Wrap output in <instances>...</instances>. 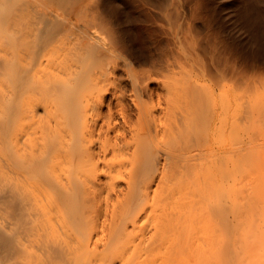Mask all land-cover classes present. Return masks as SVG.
Instances as JSON below:
<instances>
[{
	"label": "bare ground",
	"instance_id": "1",
	"mask_svg": "<svg viewBox=\"0 0 264 264\" xmlns=\"http://www.w3.org/2000/svg\"><path fill=\"white\" fill-rule=\"evenodd\" d=\"M173 5L0 0V264H264V9Z\"/></svg>",
	"mask_w": 264,
	"mask_h": 264
},
{
	"label": "rangeland",
	"instance_id": "2",
	"mask_svg": "<svg viewBox=\"0 0 264 264\" xmlns=\"http://www.w3.org/2000/svg\"><path fill=\"white\" fill-rule=\"evenodd\" d=\"M231 1L233 0H122L123 8L127 15L138 17L141 22L146 26L148 40L151 42H163L166 41V35L164 27L161 22V11L163 3L174 4L170 6L171 9L178 10L181 14H184L187 18L195 12L200 19L192 22L194 27L200 30L203 34H207L209 31H213L219 36V38L231 39L232 36L238 35L244 37L241 33L240 26L235 22V12L232 9ZM244 1V0H239ZM255 8L264 9V0H248ZM197 3L200 6L197 10L195 7ZM202 3V4H201ZM209 19L213 23V27H207L205 21ZM222 20H225L226 26L223 25ZM203 48L206 49V43L203 44ZM141 50V45L137 46ZM236 58V63L242 65L243 59ZM250 67L258 71L264 77V59L252 60ZM264 101V94L262 92L256 93L252 98V104L260 107ZM249 128L254 131L253 141L254 145L264 146V116L257 118L255 124L250 123ZM243 139H247L244 137Z\"/></svg>",
	"mask_w": 264,
	"mask_h": 264
}]
</instances>
